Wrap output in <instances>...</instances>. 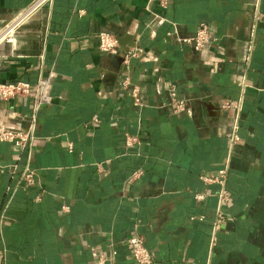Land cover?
I'll return each instance as SVG.
<instances>
[{
  "label": "crops",
  "instance_id": "crops-1",
  "mask_svg": "<svg viewBox=\"0 0 264 264\" xmlns=\"http://www.w3.org/2000/svg\"><path fill=\"white\" fill-rule=\"evenodd\" d=\"M36 2L0 0V33ZM202 25L216 42L197 52L180 40ZM0 63V84L34 86L0 100V124L23 133L55 76L31 148L0 144L5 264H134V236L154 264H264V0H53Z\"/></svg>",
  "mask_w": 264,
  "mask_h": 264
},
{
  "label": "built area",
  "instance_id": "built-area-1",
  "mask_svg": "<svg viewBox=\"0 0 264 264\" xmlns=\"http://www.w3.org/2000/svg\"><path fill=\"white\" fill-rule=\"evenodd\" d=\"M53 0H37V2L28 9L25 13H23L15 22L6 26V28L0 33V44L3 41H6L8 44H13L15 42V37L18 30L22 26V22L25 19L30 18L32 15L36 14L43 7L50 4ZM156 25H161L164 23V19L160 17H156L153 21ZM99 38V50L107 55L117 56L121 50V43L119 38L116 35H113L108 32H102L98 35ZM184 45L192 46L193 49L197 52L202 51L205 46L208 44H212L216 42V39L213 37L211 33V28L208 25H202L197 34L193 38L189 39H181L180 40ZM133 50H129L125 54L124 63L127 66L128 70L131 64V59L135 56ZM1 69V63H0ZM55 78L54 74L48 79L40 78L36 84V95L35 101L32 108V115L30 117V128L28 133H23L20 131H16L10 129L2 124H0V144L8 143L17 147L21 153H24L28 149L31 148L33 142L35 141V134L38 124V115L43 107L52 103V95L51 88L52 82ZM123 86L125 88H130L131 95L135 99V106L140 107L141 91L138 87L132 86L131 81L127 78L123 82ZM34 86L31 82L27 81H14L10 83H2L0 84V100L1 101H10L12 99H16L18 97H30ZM187 104L182 102L180 107L183 108ZM238 137H235L237 140ZM137 138L128 137L127 145L132 146L137 142ZM10 174L15 176L18 173L17 166L10 167ZM23 180L31 185L34 182V173L30 169H26L23 173ZM137 176V175H136ZM221 177H226V170L221 171ZM211 182L215 180H209ZM219 181V180H216ZM221 202L224 204L229 201V197L227 193L224 191L221 196ZM224 221V217L220 214L219 220L216 223L215 229L219 230L221 224ZM4 224V218L0 216V227ZM128 245L130 247L131 256L134 259V264H154V259L149 251V249L145 245V241L140 236H134L128 240ZM0 264H5V261L2 257H0Z\"/></svg>",
  "mask_w": 264,
  "mask_h": 264
}]
</instances>
